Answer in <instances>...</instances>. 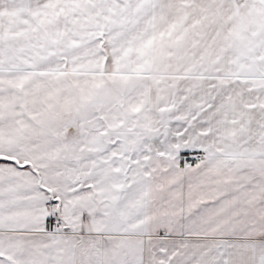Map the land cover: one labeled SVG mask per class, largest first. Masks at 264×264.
<instances>
[{"label": "snow or ice", "instance_id": "1", "mask_svg": "<svg viewBox=\"0 0 264 264\" xmlns=\"http://www.w3.org/2000/svg\"><path fill=\"white\" fill-rule=\"evenodd\" d=\"M0 264H264V0H0Z\"/></svg>", "mask_w": 264, "mask_h": 264}]
</instances>
